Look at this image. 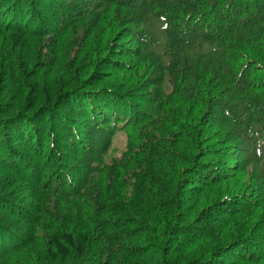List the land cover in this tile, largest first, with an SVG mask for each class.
<instances>
[{
  "label": "trees",
  "instance_id": "trees-1",
  "mask_svg": "<svg viewBox=\"0 0 264 264\" xmlns=\"http://www.w3.org/2000/svg\"><path fill=\"white\" fill-rule=\"evenodd\" d=\"M0 264H264V0H0Z\"/></svg>",
  "mask_w": 264,
  "mask_h": 264
},
{
  "label": "rangeland",
  "instance_id": "rangeland-1",
  "mask_svg": "<svg viewBox=\"0 0 264 264\" xmlns=\"http://www.w3.org/2000/svg\"><path fill=\"white\" fill-rule=\"evenodd\" d=\"M162 43H163V40L161 38L160 43H159L158 47L156 48L157 52H161L162 51V48H163ZM122 144H123V140L121 139V143H120V141L117 139V146L121 147Z\"/></svg>",
  "mask_w": 264,
  "mask_h": 264
}]
</instances>
